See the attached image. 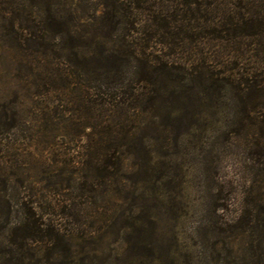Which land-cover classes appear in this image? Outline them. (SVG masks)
<instances>
[{
    "label": "rangeland",
    "instance_id": "374dc122",
    "mask_svg": "<svg viewBox=\"0 0 264 264\" xmlns=\"http://www.w3.org/2000/svg\"><path fill=\"white\" fill-rule=\"evenodd\" d=\"M51 8L48 22L41 0H0V264L18 258L4 250L15 249L8 236L30 212L52 236L37 244L42 262L264 264V240L235 225L264 186V159L227 133L220 108L187 112L197 122L178 142L167 127L168 115L184 112L168 107L187 100L189 89L193 99L207 100L200 80L140 83L134 63L121 78L107 76L110 62L96 59L102 7L93 14L53 0ZM197 31L176 52L156 47L152 55L207 75L196 66L207 49ZM155 86L163 91L154 104L125 108L134 129L130 144L119 147L118 173L96 178L95 118L108 113L107 102L135 101ZM114 130L123 142V129Z\"/></svg>",
    "mask_w": 264,
    "mask_h": 264
},
{
    "label": "trees",
    "instance_id": "16d2710c",
    "mask_svg": "<svg viewBox=\"0 0 264 264\" xmlns=\"http://www.w3.org/2000/svg\"><path fill=\"white\" fill-rule=\"evenodd\" d=\"M41 1L45 5V15L49 22L55 18V11L51 8L53 0ZM67 2L71 8L75 7V10L81 11L85 6L93 14L102 7L103 18L101 17L98 23L101 32L97 33L100 41H95L98 45L96 59L110 62L107 76L113 71V75L121 78L123 67L134 63L135 72L139 75L137 81L140 83L153 81L157 76H169L174 81L196 78L200 80L201 91L207 100L202 102L199 98L193 99L189 95V89L187 100H176L171 103L170 108L168 107L171 114L174 110L184 111L183 114L167 116L170 119L167 127L176 142L179 136L187 135L190 126L197 122V119L188 120L187 112L196 116L195 114L203 111L200 106L206 109L220 108L223 110L219 111L226 112L228 116L224 126L228 129L227 133L248 146L256 156L264 159V0ZM92 19H95V15ZM47 27L50 32L52 27ZM197 30L205 34V40L201 44L207 45V49L202 52L201 63H196V66H206L207 75L202 76L200 72L194 77L193 72L196 70H192L190 64H180L160 55H152V49L156 47L160 53L167 49L169 52H176V49L182 47L181 42L197 36ZM92 39L93 43L94 38ZM151 41H154V44H151ZM86 45L89 47L91 43ZM162 91L163 88L155 86L147 94L135 96V101L132 98L123 101L115 98L106 103L105 109L108 113L103 118H95L96 129H100L95 133L92 161L96 178H101L103 172L116 174L121 167L122 156L119 147L130 144L133 137L131 131L134 129L133 119L125 108L135 109L137 105L149 102L154 104ZM162 105L164 106L163 103ZM104 123L108 124L109 131L103 134ZM119 126L124 131L121 138L123 142L119 141L120 136L114 130V127ZM255 197L254 201L252 200L254 204L251 200L247 201L253 206L249 205V208L241 210L235 225L242 233L251 232L250 236L255 238L253 241L260 244L259 239L264 240V186L258 190ZM38 218L34 212H30L13 227V233L8 237H12L11 245L15 246V249L11 247L4 251L12 256L17 254L18 258H4L3 264H65L49 260L42 262L41 248L37 244L44 241L51 243L52 236L44 234ZM259 234L261 238L258 237ZM49 247L47 246L49 252H54L56 246L49 244Z\"/></svg>",
    "mask_w": 264,
    "mask_h": 264
}]
</instances>
